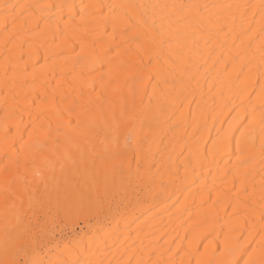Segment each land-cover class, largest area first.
Returning <instances> with one entry per match:
<instances>
[{"label": "bare ground", "instance_id": "obj_1", "mask_svg": "<svg viewBox=\"0 0 264 264\" xmlns=\"http://www.w3.org/2000/svg\"><path fill=\"white\" fill-rule=\"evenodd\" d=\"M263 31L264 0H0V264H264ZM21 211L83 225L29 247Z\"/></svg>", "mask_w": 264, "mask_h": 264}, {"label": "rangeland", "instance_id": "obj_2", "mask_svg": "<svg viewBox=\"0 0 264 264\" xmlns=\"http://www.w3.org/2000/svg\"><path fill=\"white\" fill-rule=\"evenodd\" d=\"M246 13H248V10ZM245 15H247V14H245ZM257 18H258V14L255 15L254 19H249L248 22H252L253 24H255V21L257 20ZM19 210H21V209H19ZM22 211L19 212V213H21L20 217L21 218H29L33 222L32 226H31V231H30L31 236L29 237V241L26 244L29 247L32 244H35L36 246L39 245L49 235H53V234L58 235V233H63L65 235L66 234L69 235L70 234L69 230H71L72 228L79 230L80 227L83 225L82 219H80L77 216L64 217L58 213L57 214L48 213L47 215L44 216L42 214H39V213L37 214L35 212L33 215L29 216L28 215L29 212L25 213ZM8 231H9V229L7 228V231L1 232V233L5 237V235L7 234ZM1 233H0V235H2ZM5 240L6 239L2 238V241L0 243H2V242L4 243ZM18 240H19V238H18ZM31 242H33V243H31ZM18 246H16L17 248L15 249V253H18L20 250L23 249L22 242L19 243ZM16 255H18V254H16ZM30 256H28V257L26 256L25 260L23 258L24 256L19 257V263L24 262L23 264H29V263L41 264V261L44 260V259H41L40 256H38V257H30Z\"/></svg>", "mask_w": 264, "mask_h": 264}, {"label": "snow or ice", "instance_id": "obj_3", "mask_svg": "<svg viewBox=\"0 0 264 264\" xmlns=\"http://www.w3.org/2000/svg\"><path fill=\"white\" fill-rule=\"evenodd\" d=\"M66 264H67V262H66ZM101 264H102V262H101ZM228 264H232V262H228ZM245 264H252V262L251 261H245Z\"/></svg>", "mask_w": 264, "mask_h": 264}]
</instances>
